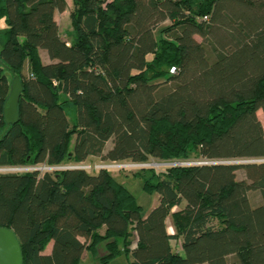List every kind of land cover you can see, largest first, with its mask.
Segmentation results:
<instances>
[{
  "label": "trees",
  "instance_id": "1",
  "mask_svg": "<svg viewBox=\"0 0 264 264\" xmlns=\"http://www.w3.org/2000/svg\"><path fill=\"white\" fill-rule=\"evenodd\" d=\"M65 9L0 0V166L210 162L137 169L158 194L146 215L107 169L0 173L22 264H264V0H74L69 41ZM13 75L19 120L4 130Z\"/></svg>",
  "mask_w": 264,
  "mask_h": 264
},
{
  "label": "rangeland",
  "instance_id": "2",
  "mask_svg": "<svg viewBox=\"0 0 264 264\" xmlns=\"http://www.w3.org/2000/svg\"><path fill=\"white\" fill-rule=\"evenodd\" d=\"M73 1L74 0H67V9L63 12V13H57L56 17H57V21L60 24V29H61V34L64 38H66V36L68 37L67 39L69 40L70 35H68V32H71V25H70V18H69V14L70 11L73 9ZM171 20H164L162 22H160L158 24V27L156 29L155 32H157V30L168 27L171 25ZM5 26V21L4 18H0V29L3 28ZM196 39H198V41H202V39L198 36H196ZM1 46V44H0ZM206 51L208 56H211V51L210 49L207 47L206 45ZM168 85H173L171 82H169ZM64 98V96H62ZM257 116L260 119L263 128H264V117H263V113L261 110L257 111ZM111 146V143L108 142L106 144V148L105 150H107L109 147ZM196 157H193V159H195ZM107 162L109 163V160H103L100 157H92L89 158V160L85 161L87 163L90 164H94V163H100V162ZM236 163H240V162H249L247 160H241V161H235ZM121 163H125V164H130L132 163L131 160H123ZM148 164H151L150 166H154L156 169L158 170H162L165 167L169 166L170 163L169 162H162V161H158L156 159L150 158L149 161L147 162ZM155 163V165L153 164ZM157 163V164H156ZM142 167H147V166H142ZM141 167L139 166H128V167H122L119 170H113V169H109V173L118 181L124 183V185L130 190V192L135 196L137 202L143 207V214L146 215L151 208H153L158 201V194L155 192L152 193H148L142 190V182L140 179L135 178L134 176H132V174ZM97 171L92 170L89 173H96ZM0 173H3V171L0 170ZM237 177L239 179L244 177V172L243 170H238L237 171ZM249 196V200L251 202V204L253 206L259 204L261 202V195L259 193L258 190H252L248 193ZM167 226H168V231H171L170 229V222L167 221ZM172 243V248L176 251H179V245L176 242H171ZM51 246H52V242H50L45 250L43 251V253H49L51 251ZM104 252L103 248L100 246L99 247V254H102ZM230 259H233V257L231 256ZM115 262H121L124 261V257H118L117 259L114 260ZM80 264H100L98 261H96L95 259L89 257L86 253L83 254V257L80 261ZM207 264V263H205Z\"/></svg>",
  "mask_w": 264,
  "mask_h": 264
},
{
  "label": "water",
  "instance_id": "3",
  "mask_svg": "<svg viewBox=\"0 0 264 264\" xmlns=\"http://www.w3.org/2000/svg\"><path fill=\"white\" fill-rule=\"evenodd\" d=\"M22 89L20 78L13 75L9 94L2 108L5 121L4 130L19 120L17 106ZM0 264H22V252L19 241L13 230L6 226H0Z\"/></svg>",
  "mask_w": 264,
  "mask_h": 264
},
{
  "label": "built area",
  "instance_id": "4",
  "mask_svg": "<svg viewBox=\"0 0 264 264\" xmlns=\"http://www.w3.org/2000/svg\"><path fill=\"white\" fill-rule=\"evenodd\" d=\"M264 160V159H260ZM257 159L256 161H260ZM122 161H110L109 163L107 162H100V163H94L90 164L87 162H80L76 164H71V163H63V164H47V163H36V164H26V165H4L0 166V170L3 171V173H27V172H33V171H39L40 173L43 172H52L55 170H62L66 168H71V167H78L82 168L88 172L95 170L98 171L100 169H113V170H119L122 167H128V166H139L142 168V166H147V167H154L150 166L151 164L146 163H139V162H133L130 164H125L121 163ZM210 161H176V162H169L170 165H185V164H193V163H209ZM167 163V162H166ZM155 165V163H153ZM157 164V163H156Z\"/></svg>",
  "mask_w": 264,
  "mask_h": 264
},
{
  "label": "crops",
  "instance_id": "5",
  "mask_svg": "<svg viewBox=\"0 0 264 264\" xmlns=\"http://www.w3.org/2000/svg\"><path fill=\"white\" fill-rule=\"evenodd\" d=\"M66 9H67V0H66ZM66 9H65V10H66ZM65 10H64V11H65ZM64 11H62V12L56 11V12L54 13V18H55V20H56V22H57V24H58L59 33H60V36H61L62 38H64V37H63L62 34H61V29H60V27H59L60 24H59V22L57 21L56 14H57V13H63ZM70 25H71V23H70ZM68 35H70V31L68 32ZM67 38H68V37L66 36V38H64V39H66L67 41H69ZM0 48H1V46H0ZM39 56H40V59H41L42 63H48V62H50L49 57H48V55H47V53H46V51H45L44 49H41V48L39 49ZM23 72H24L25 74L28 73L27 66L24 67ZM167 221L170 222V229H171V231H168V232L171 234V233L174 232V230H173V227L171 226V220H170V218H168ZM167 221H166V223H167ZM48 244H49V243H48Z\"/></svg>",
  "mask_w": 264,
  "mask_h": 264
}]
</instances>
